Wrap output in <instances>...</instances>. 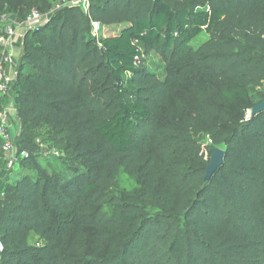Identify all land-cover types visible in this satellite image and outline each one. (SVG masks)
<instances>
[{
    "label": "trees",
    "instance_id": "1",
    "mask_svg": "<svg viewBox=\"0 0 264 264\" xmlns=\"http://www.w3.org/2000/svg\"><path fill=\"white\" fill-rule=\"evenodd\" d=\"M205 2L91 0L25 33L14 87L66 127L85 170L40 168L6 191L2 264H264V111L246 118L264 82V0ZM32 5L0 0V14ZM92 22L118 30L94 36ZM195 132L226 151L209 182Z\"/></svg>",
    "mask_w": 264,
    "mask_h": 264
},
{
    "label": "rangeland",
    "instance_id": "2",
    "mask_svg": "<svg viewBox=\"0 0 264 264\" xmlns=\"http://www.w3.org/2000/svg\"><path fill=\"white\" fill-rule=\"evenodd\" d=\"M48 1V0H47ZM46 0H33V5L28 11L39 10L42 14L37 26L47 22L56 12H64L66 8L74 5V0L68 2L51 1L49 10H46L48 3ZM150 0H135L139 8ZM174 7L185 8L187 10H197L206 4L205 0H168ZM30 14V13H29ZM12 23L17 28L16 43L13 46V61L9 62L6 55H1L0 66L1 71L12 77L9 85V92L4 96H0V112L6 113L5 128L9 135V140L14 146L12 153L5 154L2 149V140L0 137V160L3 158L6 166L0 164V200L1 198L10 197L7 193L10 191L16 180L30 174L36 176L39 174L40 168L44 169L47 174H58L62 177H72L81 170H85L81 157L77 154L73 146L70 144L68 131L66 127L50 123L48 120L40 119L36 114H29L25 101L28 100L24 94L17 92L14 87L17 81L18 73L22 63L28 56V46H33V40L25 38L26 26L22 23L23 19L14 16ZM8 23H0V35L3 26ZM114 29L102 27L98 32L92 29L96 36H109L114 34L118 27ZM35 30H28V32ZM27 33V32H26ZM207 39V35L202 33L196 37L192 44L197 47L200 43ZM32 42V43H31ZM36 42H39L37 40ZM150 60L159 63V57L153 55ZM250 97L254 104L259 103V93L264 94V82L258 86L250 88ZM31 133L35 135L32 136ZM193 137L198 141L203 149L205 157L210 159L212 143L209 136L203 132L193 133ZM26 151V155H22V151ZM7 191V192H6ZM3 194V195H1ZM148 211L153 212L154 209L150 203H146ZM37 235H32L30 243H36ZM1 252V251H0ZM0 264L2 257L0 256Z\"/></svg>",
    "mask_w": 264,
    "mask_h": 264
},
{
    "label": "built area",
    "instance_id": "3",
    "mask_svg": "<svg viewBox=\"0 0 264 264\" xmlns=\"http://www.w3.org/2000/svg\"><path fill=\"white\" fill-rule=\"evenodd\" d=\"M90 4L91 0H74V5L78 6L81 10H83L85 13H89L90 10ZM42 17V14L40 13L39 10H33L30 12V14L27 15L25 19L22 20V23L26 26V32L28 30H36L39 28L42 24L39 26L36 25V23L40 20ZM15 18L13 16H9L6 14H0V22L2 23H8L5 24L2 30V34L0 35V46L2 47V55L7 56V60L9 62L13 61V46L16 43V37H17V28L12 23V21ZM93 30L98 32L102 28L101 24L98 22H92ZM96 36V34H94ZM12 82V77L1 71V66H0V96H4L9 92V85ZM252 116V109H248L246 111V118H249ZM5 118H6V113L5 112H0V137L2 140V149L5 154L12 153L14 150V146L11 144L9 140V135L6 133V128H5ZM26 151H22V155H26ZM3 195V194H1ZM4 250V245L0 240V251Z\"/></svg>",
    "mask_w": 264,
    "mask_h": 264
},
{
    "label": "water",
    "instance_id": "4",
    "mask_svg": "<svg viewBox=\"0 0 264 264\" xmlns=\"http://www.w3.org/2000/svg\"><path fill=\"white\" fill-rule=\"evenodd\" d=\"M264 111V100L252 108V115H256ZM226 157V151L220 147H215L211 151L209 164L206 168L205 181L209 182L214 173L222 166Z\"/></svg>",
    "mask_w": 264,
    "mask_h": 264
}]
</instances>
